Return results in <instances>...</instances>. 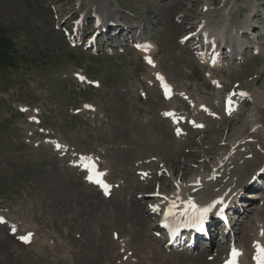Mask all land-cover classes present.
Here are the masks:
<instances>
[{"label":"rangeland","instance_id":"rangeland-1","mask_svg":"<svg viewBox=\"0 0 264 264\" xmlns=\"http://www.w3.org/2000/svg\"><path fill=\"white\" fill-rule=\"evenodd\" d=\"M92 1L0 0V38L9 42V45L4 43L5 46L11 45L6 50L14 64V67L0 66V214L19 222L14 233L0 229V264H195L200 252L204 260L212 262L211 258H216L217 261L221 257L215 256L220 245L218 228L210 235L216 242L210 245L211 240H208L204 246L199 242L193 251L164 249L163 240L155 231H146L147 227L141 222H155L146 215L145 204L150 198L148 192H152L157 183L152 180L144 190L138 184L141 182L139 174L142 167L151 163L153 172L160 176L161 171L155 170L164 160H187L185 166L201 156L206 161L214 160L221 149L229 148L228 145L222 148V144L231 141L236 132L249 129L253 101L249 96L243 97L245 106L240 108L241 112L232 116L233 121L237 118L246 122L243 128L240 121L233 126L232 119L215 120L213 130L193 132L190 143L179 140L173 133H176L174 123L163 117L170 111L176 112L177 104L183 107L189 104L191 108L186 106L183 111L190 115L194 101L197 105L213 107L216 99L219 105L213 111L219 115L221 102L230 89L238 86L236 90L247 92L261 89L264 36H259L262 43L258 50L247 48L240 62L239 58L235 59L239 52H235L232 60L213 70V76L221 85L216 88L205 77L209 68L193 57L191 40L186 45L181 41L183 34L196 30L195 21L202 16L204 0H109L107 10L117 9L120 20L125 23L122 25L134 23L136 26L134 30L120 26L118 34L109 31L111 52L103 46L106 37L99 36L100 43L96 46L100 49L95 53L91 50L95 46L83 50L92 28L88 10ZM206 1L213 3L211 9L217 12L205 18L217 20L219 26L227 20L240 26L251 12L249 0ZM258 2L264 0H252L251 4ZM259 7L264 11V5ZM225 8L226 15H223L220 12ZM79 10L85 14L80 18L84 28L79 32L82 40L77 47H71L67 34L72 33L69 27L79 17ZM72 11L76 14L70 18ZM181 13L185 16L180 19ZM136 28L140 31L138 39L146 37L157 45L154 53L157 69L174 84L168 99L153 87V74L141 54L124 43L125 35L134 36ZM74 32L77 34L76 29ZM255 32L261 33L259 28ZM77 72L95 81L96 88L80 84L74 77ZM175 100L179 102L176 104ZM258 113L264 123V110ZM206 115L204 111L200 117ZM34 117L39 118L40 123H36ZM219 133H223L222 138ZM131 134L138 139L130 140ZM216 135L220 138L210 143V138ZM174 137L177 143L169 147ZM159 139L163 144H159L158 149L154 141ZM260 140L264 142V136ZM52 142L66 146L61 149L64 152L56 150ZM152 148L148 159L149 151H145ZM257 149L258 164H261L264 145L258 144ZM85 153L102 160L96 170L103 173L101 179L110 186L108 194L100 185L89 183V171L85 167L72 165L76 154ZM154 156L155 159L160 157L159 161L165 159L157 164ZM246 157L252 160L251 154ZM144 161L147 163H142ZM201 161L202 158L199 162L203 164ZM184 168L183 175L189 179L198 169L207 171L209 166L193 164ZM247 169L250 168L242 174L245 183L257 175ZM72 178L74 181L76 178V184L70 183ZM163 181L165 189L170 180ZM261 187L254 182L245 190L241 201L246 204L247 217L238 214L235 219L239 223L236 232L239 238L235 244L239 248L243 246L248 260L252 247L247 238L258 233L264 236L261 234L264 232V189ZM143 191L147 193L142 194ZM253 191L261 193L262 198L255 200L249 194L246 196ZM140 200L142 205H134L133 202ZM130 212L142 216L138 224ZM17 230L18 234L31 232L30 242L21 241ZM139 230L142 234L138 235Z\"/></svg>","mask_w":264,"mask_h":264},{"label":"bare ground","instance_id":"bare-ground-1","mask_svg":"<svg viewBox=\"0 0 264 264\" xmlns=\"http://www.w3.org/2000/svg\"><path fill=\"white\" fill-rule=\"evenodd\" d=\"M100 1H101V3H100ZM100 1L99 0L92 1L91 4L89 5V8H88L89 16L96 19V17L94 15H92L95 12L97 17L99 18V21L101 22L100 26L95 28V31H94V32H97V34L101 33L100 29L103 28L110 21H116L117 17L120 18L119 12L114 7H111L110 10H107L106 5H107L109 0H100ZM251 1L252 0H249V3H248V6L250 7L251 12L247 15V18L243 21V23L240 26H237L236 23L230 22V20H227V21L224 20L226 22H224L222 26H219L217 20L205 18L206 15H208L209 13H215V12H217V10L214 11L211 9L213 3H210V1L204 0L203 6L200 10V14H202V16L195 21L196 30L193 32L188 31L181 36L182 39L180 38L182 41V44H184V45H186L191 40V43L193 44V53H194L193 55H196L195 59L197 58V60H198L197 62H199V64L203 65L206 63L208 65L209 70L205 72V77L208 80H211L213 85L216 88H220L221 85H220L219 80H217L216 77H214L215 75L213 76L212 71L214 69L219 68L223 64H226L228 61H230V59L233 58L235 51L239 52L238 55H240V57H238V58L241 59L242 58L241 56L246 52L245 50L247 48L251 47L252 49L253 48L258 49L260 44L262 43L259 36H261V35L264 36V23H263L264 22V11L259 6H260V4L264 5V2H262V3L258 2L256 4H251ZM204 8H206L205 11H204ZM220 13L223 15H226V8L223 11H221ZM75 14H76V12L72 11L70 13V15H68V16L70 18H73L75 16ZM184 16H185V14L181 13L180 19H181V17L183 18ZM79 17L84 18L85 14L83 12H81L79 14ZM130 25L131 26L122 25V27L124 29H130V28L133 29V26L135 24L133 23ZM111 27H114V26H108L107 30H108V28H111ZM82 28H83V24H80V23L76 24V31H77L76 39L77 40H79V37H80L79 32L82 30ZM119 28L120 27H118V32H119ZM257 28H259V31L261 33L255 32V30ZM131 32L132 31H130V33ZM139 33L140 32H138V35H137L138 37H139ZM256 33H257V35H256ZM243 34H245V35L243 36ZM125 36L126 37L124 38V40H126V41L124 43L127 44L131 40V38L128 37V35H125ZM137 36L135 35V38H138ZM246 36H248V37H246ZM185 37H187V39H185ZM142 38H144V37H142ZM109 39H110L109 34H107L106 38L104 39L105 41L103 42V46L106 48L105 50L112 51V49L109 48L110 47L109 46ZM143 40H144L143 42L145 43V42H147L146 40H148V38L145 37ZM131 41L133 42V40H131ZM227 41H229V43ZM120 42H119V44H120ZM215 44L218 45L216 48H214ZM220 44H222L223 47H221ZM113 46L116 47V45H113ZM121 46L122 45H117V47H119V48ZM230 48L233 51L231 54L229 53ZM97 49H99V48L97 46H95L94 50H97ZM156 49H157V45L151 44V48L149 50H147L146 52H142V54H143L145 60H148V58H151V60L153 61V63L150 64V66H149V72H150V74L151 73L154 74L157 81H158L159 79H158L157 74H159V76H161V74H160V70L157 69L156 62L153 60L154 52H156ZM209 51H211V53L219 52V55L221 53V57H219V59H222V61L220 64L210 65L211 62L209 60L206 61L205 53H207ZM177 55L180 57V54H177ZM183 67L186 68V64H184ZM163 79H165V78L163 77ZM84 80H86L85 83H87V84L90 83V80L88 78L84 77ZM164 81L169 83L171 91H173L174 84L169 79H168V81H167V79H165ZM262 83H264V82H262ZM153 87L156 88L158 86L154 85ZM180 87H183V85H181ZM236 89L232 90L235 93V97H231V101L233 102V106H232L233 111H235V112L238 110L240 111V109H238L237 103L240 102L241 100H244L243 99L244 96L240 95L241 92H245L248 94L247 96L253 98L252 106H251V112L249 115V117H250L249 129L245 132L243 130L236 132L234 135V138L231 141H227L226 143L222 144V148L225 145H228L229 148L227 150H225L224 148L221 149V151L216 156V158H214V160H212V158H209L208 161H206L205 158L203 156H201L200 158H197L195 161H193L191 159L192 162H189L187 165V166H192L194 164L195 167H197L198 165H201V167H205L208 164L209 169L207 171L202 170L200 168L201 170L198 169V172L196 174H194L191 178L186 179V177L183 175L185 173L183 169H185L184 167H187V166H185L187 160L182 161L179 159V160H172V161L164 160L163 165H161L160 167L157 168V170H155V171H161L160 176H158L156 173L153 172L154 167H151V165H150L151 163H148L149 164V166L147 165L148 167L146 166L148 169L146 167H142L144 169L141 168L142 170L140 171V174H139V178H140L141 182L139 181L138 184L144 190H146L145 188H148L150 186V183L152 180L156 181L155 182V183H157L156 185L159 186V184H160L159 191H156L153 189L152 192H150V193L148 192L150 198L148 200H146L147 204H145L146 215H148L150 218H152L153 222H155V223L150 224L149 222L147 223L146 221H142L141 225L143 227H145V226L147 227L146 231H151V232L159 231L158 230V223H159V220L162 216V211L167 210L172 202L175 203L176 207H175L174 211H176V213H177V215L173 218L181 217V215H182L181 213L183 212V209L185 207V204L183 202L187 201V199L189 197H192L193 200L196 202V204L201 206V207L212 204L213 201H221V203L216 204V206L213 207L212 210L207 214V218L205 219V221L207 222L208 225L210 222H214V219L216 218V213H221L224 208H226L228 211V214L231 215V216H229L230 227L227 231L228 234L226 232H224L225 233L224 234L221 230V236L219 237V242H221V243L218 247L219 252H217L215 256L217 257L218 255H221V257H218L217 261H216V258H214V260H213V258H211L212 262H209L207 260H204V258L202 256V252H200L197 255V259H196L197 261L195 260L196 262H194L195 264H214L215 262L218 263V261H219L218 264H225V261L229 259L231 249L233 247H235L241 251V255L238 257V264H256V260L254 259V257L257 254V251L255 249L256 245H257V243H259L260 245L264 246V241H263L264 236H261L259 233H258V235L253 233L254 235L252 237H250L251 241H250V238H247V239H249V242H250L251 247H252V250H249V253L251 252L250 253L251 258L249 259L250 260L249 261L245 257L247 254L244 256V253H246L247 251L243 250V246H241L239 248L238 245L235 244V242L239 238V236L236 233L238 230L239 223H238V221L235 220V219H238L237 213L240 212V210H238V206L242 207L241 213H240L241 216L243 214H246L245 217H247V214H248L247 208H244V206L246 207V204L240 202V198L243 195V191H244L243 188H245V186L248 185V188L252 187V184H250V180H247L246 183L242 180V177H243L242 174H244V170L246 168H250V169H247V171L249 170L253 174H257L258 171H260L262 168H264V160L261 164H258V161L260 159V153H259V150L257 149L258 144L264 145V142H262L260 140L264 136V123H263V121H261V117L259 116V113H258L259 111L263 112V110H264V84L261 86V89L254 88L251 92H247L243 89H238V90H236ZM160 92H161V90H160ZM181 92L184 94V89ZM161 94H162V92H161ZM228 97H229V93H227L226 96H224V100L222 102V109H223L225 99ZM218 103H219L218 99H216V101L213 104L214 105L213 107L211 106V108H208V107L205 109L203 108L204 111H207V115L204 116L203 118L199 116L198 110L200 109V106H204L205 104L204 105H202V104L197 105V107H194V104H192V111H191L190 115H188L187 113H185L183 111H181L179 113L174 111L173 114H176V116L172 115V117L169 118V120L172 123H174V125L176 127V133L171 128L170 129L173 131L174 135L179 138V140H182L184 143H190L193 139V132L205 131L207 129L213 130V128H214L213 124L215 123V120L219 121V120H222L223 118H228V119H232V122L230 124L233 126H234V123H236L237 121H240V123H242L241 128H243L245 126L246 122L244 120H242V119L239 120L236 118L233 121L234 118L232 117V115L228 116L224 112L222 114L220 113L219 115H216L213 112V109L217 105H219ZM260 106H262V107H260ZM163 118H165V117H163ZM136 125H138V124H136ZM198 125H202V127H199ZM139 128H141V127H139ZM165 128H168V127H165ZM163 129H164V127H163ZM177 129L181 130L179 134H177ZM160 132H162V130ZM159 133H158V135H159ZM223 133H219V134H221V136H220L221 138L223 137ZM140 134H142V133L140 132ZM166 137H168V136H166ZM220 137L216 135V136L210 138V143L214 144L212 140L217 141L218 138H220ZM137 139L138 138L135 136V134H133V135L131 134L130 140H132L134 142ZM139 139L144 140V138H139ZM166 139H164V140H166ZM157 140L156 141L153 140V141H154V144L157 145V146L156 145L155 146L158 148V145L161 144L162 142H160V139H159V141H157ZM138 141H137V143H138ZM145 141H148V140H145ZM140 143H138V144H140ZM176 143L177 142H175V137H174V139L170 140V143H168V146L172 147ZM149 144H150V142H149ZM154 144H153V146H154ZM64 145H66V144H64ZM65 147L66 146H64L63 149ZM205 148H206V150L208 149L207 147H205ZM153 149L154 148L148 149L145 152H147L149 150H153ZM63 152L64 151L61 150V153H63ZM120 152L124 153L123 151H120ZM132 152H134V149ZM152 152L156 153L157 150H156V152H154V151H152ZM189 153H191V151ZM144 154L145 153H143V155ZM149 154L151 155L152 153H150V151H149L148 159H150ZM248 154L252 155V157H251L252 160H249L250 158L246 157ZM159 156H161V155H159ZM141 157H143V156H139V158H141ZM144 157H146V156H144ZM158 158H160V157H158ZM201 158H202L201 162H203V164H200V162H199L201 160ZM154 159H155V156H154ZM157 159H155L156 163H157V161H159V159L158 160ZM163 159H165V158L163 157L161 159V161H159V163H161L163 161ZM93 160L97 162V160L95 158H93ZM72 161H78V159L72 160ZM101 161L102 160H100V162ZM141 161H143V160H141ZM142 163L146 164L147 162L144 161ZM141 166H144V165H141ZM138 169H140V168L138 167ZM58 171H60V170H58ZM127 176H130V175H127ZM253 176H256V175H253ZM183 177H185V179H183ZM164 179L170 180V185H168V187L165 189H164V185H166V182L163 181ZM69 180L71 181L70 183H72V184L77 183L76 178H75V181H74V179L73 180L69 179ZM259 183H260V187L262 186L261 189L262 188L264 189V183L261 181H259ZM154 186H155V184H154ZM91 188H92V186H91ZM160 190L161 191L164 190V192L159 195V192H161ZM141 193L145 194L147 192L143 191ZM248 196L254 197V199L261 198V194H259L258 192L250 193ZM165 197H167V199H165ZM142 202L143 201L140 200V201H135L133 203H134V205L137 206L138 204H141ZM124 203H125V201H124ZM154 208H156V210H154ZM133 214L134 213L130 212V216H133ZM1 215L2 214H0V217H3ZM182 216L184 218L189 219V217H186L184 215H182ZM3 218H6V217H3ZM134 218H135L134 222L137 221L135 224H138L140 222L142 216H137V212H136L134 214ZM241 220H243V219H241ZM18 223L19 222H15L13 219H9V217H7L6 221L4 219V222L0 223V229H2V227H3V228H5L6 231L8 230V232L11 231V233H14L12 231V228H13V226H16ZM19 225L20 226L18 228L20 230V229H22V225L21 224H19ZM215 225H216V223L212 224V226L209 227L208 233L206 234V235H208L207 240H211L210 245H211V243L213 244L214 242H216V238L210 237V235H211L210 232L213 231ZM255 226H257V225H255ZM258 228H261V227H258ZM254 230H252V231H254ZM20 231H22V230H20ZM146 231H143V234H145ZM18 232L19 231L17 230V235H19V236L25 234V233L18 234ZM27 232H29V231L26 230V233ZM139 232H138V235L142 234L141 230H139ZM9 236H11V235H9ZM258 236H259V238H258ZM201 237H202L201 238V242H202L201 245L204 246L207 243V241L203 235ZM146 239H151V237L148 238V236H146ZM232 242H233V244H231ZM224 243L225 244L227 243V245H225ZM223 244L227 248H225ZM162 245H163L164 249L169 248L166 246L165 240H164V243H162ZM222 248H224V249H222ZM174 249H178V248H174ZM174 249H171V250H174ZM190 249H191V251H193L194 247H190ZM190 249H188V250H190ZM244 249H245V247H244Z\"/></svg>","mask_w":264,"mask_h":264},{"label":"snow or ice","instance_id":"snow-or-ice-1","mask_svg":"<svg viewBox=\"0 0 264 264\" xmlns=\"http://www.w3.org/2000/svg\"><path fill=\"white\" fill-rule=\"evenodd\" d=\"M185 39H187V37H185ZM138 47L140 46L138 45ZM148 63L150 64L153 63L151 58H148ZM157 75H158V79L163 81V77L159 76V74ZM80 79L83 80L84 77L81 76ZM163 87L165 89L164 94L166 97H168L170 95V86L165 83L163 84ZM240 95L247 96L248 94L245 92H241ZM229 104H231V99H229ZM165 115H174V114L165 113ZM198 126L202 127V125H198ZM180 131H181L180 129H177V134H179ZM56 147L61 148L62 146L60 144H57ZM84 160L86 161V163H84L83 167H85L89 171V175L87 176V179L89 181H92L100 185L105 190V194H108V189L110 186L103 179H101L103 173L96 171L95 162L90 157H85ZM165 199H167V197H165ZM183 203L185 204V207L181 214L186 217H189V223L185 224V226H190V225L196 226L199 228L200 231H203L201 225L203 221L207 218V214L212 210L213 207L216 206V204L221 203V201H213L212 204L201 207L196 204V202L193 200L192 197H189L187 201ZM175 207H176L175 203L172 202L169 208L167 209L166 217L167 216L175 217L177 215L176 211H174ZM154 210H156V208H154ZM3 222H4V218L0 217V223ZM12 231L13 232L16 231L15 226H13ZM261 234L264 235V232H262ZM32 235L33 234L29 232L26 235L19 236V239L24 243H29ZM256 248H257V254L254 257V259L256 260V264H264V246H261L259 245V243H257ZM240 255H241V251L233 247L231 249L230 258L225 261V264H238V257Z\"/></svg>","mask_w":264,"mask_h":264},{"label":"trees","instance_id":"trees-1","mask_svg":"<svg viewBox=\"0 0 264 264\" xmlns=\"http://www.w3.org/2000/svg\"><path fill=\"white\" fill-rule=\"evenodd\" d=\"M0 66L5 67H14V64L11 62L10 57L7 55V50L11 47L10 46H5L4 43H6V45H9L8 41L4 42L3 39L0 38ZM7 49V50H6Z\"/></svg>","mask_w":264,"mask_h":264}]
</instances>
